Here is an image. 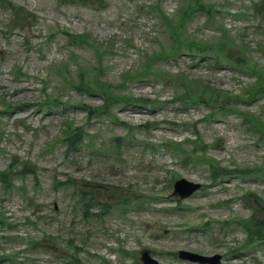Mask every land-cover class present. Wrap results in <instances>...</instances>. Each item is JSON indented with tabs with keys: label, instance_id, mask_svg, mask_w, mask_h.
<instances>
[{
	"label": "rangeland",
	"instance_id": "374dc122",
	"mask_svg": "<svg viewBox=\"0 0 264 264\" xmlns=\"http://www.w3.org/2000/svg\"><path fill=\"white\" fill-rule=\"evenodd\" d=\"M255 1L98 0L100 9L0 0V171L11 160L38 170L37 181L21 175L30 202L0 185V264H71L73 254L78 264H141L144 250L160 264H193L180 250L264 264V238L235 250L248 239L244 198L264 200V177H231L234 168L264 167L256 144L264 138L241 117L264 118V100L247 99L257 91L250 69L264 79ZM68 33L84 41L73 48ZM75 83L93 94L69 87ZM178 89L195 97L175 102ZM54 98L102 118L89 123L80 108L46 104ZM70 120L83 128L71 152L55 142ZM184 140L198 142V153L187 156ZM208 163L224 182L210 180ZM54 175L70 178L65 190L55 189ZM179 178L202 187L180 199ZM80 189L96 204L78 201Z\"/></svg>",
	"mask_w": 264,
	"mask_h": 264
},
{
	"label": "trees",
	"instance_id": "16d2710c",
	"mask_svg": "<svg viewBox=\"0 0 264 264\" xmlns=\"http://www.w3.org/2000/svg\"><path fill=\"white\" fill-rule=\"evenodd\" d=\"M70 40L74 44H77V43L84 41V38L74 36V37L70 38ZM97 87H99V86H97ZM101 89L104 91L106 89V87H102ZM261 92H263V89L260 90L258 93H261ZM189 95L191 96V94H189ZM257 126H258L257 129H259V131L263 130V134H264V125L258 124ZM68 128H70L71 130L69 132H65L66 146L68 145V148H71V147H73V145H76L78 137H81V134L83 133V129L81 127L72 128L70 126H68ZM193 148L197 149L196 146H194V144H193ZM186 155L189 156V155H192V153H190L188 151V152H186ZM13 168L14 167L10 165L8 167V169L0 172V182H2L3 184H6V185L8 184V182L9 183L13 182L14 173H15ZM21 173H34V172L31 169H28L27 166L25 165L24 169ZM217 174L218 173L216 172V170H214L212 175L214 176ZM260 223H261L260 226L253 228L250 226L249 221H246L245 225L243 227L246 230L247 235H250V236L255 235L256 237L262 238L263 233H262L261 228L264 227V216H261Z\"/></svg>",
	"mask_w": 264,
	"mask_h": 264
},
{
	"label": "water",
	"instance_id": "95a60500",
	"mask_svg": "<svg viewBox=\"0 0 264 264\" xmlns=\"http://www.w3.org/2000/svg\"><path fill=\"white\" fill-rule=\"evenodd\" d=\"M198 187H199L198 185L191 184L185 180L178 181L176 183V186H175L177 192L182 197H186V196L190 195ZM180 255L182 258L189 259L192 261H199V262H203V263L204 262H208V263H212V262L218 263L219 262V257L204 258V257H200L198 255L187 253V252H182V253H180ZM143 259H144L146 264H157L155 261H153L149 257H147L146 253L143 254Z\"/></svg>",
	"mask_w": 264,
	"mask_h": 264
}]
</instances>
